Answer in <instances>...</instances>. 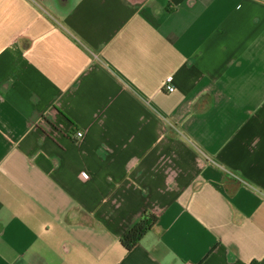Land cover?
Masks as SVG:
<instances>
[{"label": "crops", "instance_id": "1", "mask_svg": "<svg viewBox=\"0 0 264 264\" xmlns=\"http://www.w3.org/2000/svg\"><path fill=\"white\" fill-rule=\"evenodd\" d=\"M0 264H264V0H0Z\"/></svg>", "mask_w": 264, "mask_h": 264}, {"label": "trees", "instance_id": "2", "mask_svg": "<svg viewBox=\"0 0 264 264\" xmlns=\"http://www.w3.org/2000/svg\"><path fill=\"white\" fill-rule=\"evenodd\" d=\"M155 222L156 215L149 210H145L137 221L120 236L119 243L124 251L134 247L154 226Z\"/></svg>", "mask_w": 264, "mask_h": 264}, {"label": "built area", "instance_id": "3", "mask_svg": "<svg viewBox=\"0 0 264 264\" xmlns=\"http://www.w3.org/2000/svg\"><path fill=\"white\" fill-rule=\"evenodd\" d=\"M170 82H171V77L166 78V81L164 82V89H165L167 92H171V91H173V89H174ZM74 134H75V136H76L77 138H81V137H83L84 132H83L82 130H80V129H76V130L74 131ZM83 175L86 176L85 173H83Z\"/></svg>", "mask_w": 264, "mask_h": 264}]
</instances>
